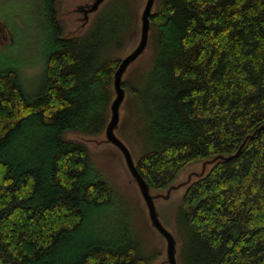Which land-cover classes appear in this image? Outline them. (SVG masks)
Returning a JSON list of instances; mask_svg holds the SVG:
<instances>
[{
	"label": "trees",
	"instance_id": "1",
	"mask_svg": "<svg viewBox=\"0 0 264 264\" xmlns=\"http://www.w3.org/2000/svg\"><path fill=\"white\" fill-rule=\"evenodd\" d=\"M59 1L37 0L48 43L39 93L18 67L0 69V264H153L128 221L102 216L119 211L111 185L88 144L66 137L104 133L137 0L136 29L119 41L101 28L127 0H108L74 36ZM151 18L152 58L125 75L119 132L140 142L137 166L155 191L229 156L176 208L180 264H264V0H157Z\"/></svg>",
	"mask_w": 264,
	"mask_h": 264
},
{
	"label": "rangeland",
	"instance_id": "2",
	"mask_svg": "<svg viewBox=\"0 0 264 264\" xmlns=\"http://www.w3.org/2000/svg\"><path fill=\"white\" fill-rule=\"evenodd\" d=\"M85 3H87V0L59 1L62 19L70 32H80L86 27L83 24V15L78 10L79 5ZM125 4V6H122L123 12L118 17H111L105 23L104 27L101 28V34L104 31L108 33L112 32L117 37L116 41H119L120 38L123 40L128 31H135L137 25L136 12L138 10V36L135 33L134 37H137V39L131 44V47H135L139 41L140 15L145 0H137L138 8L135 0L130 2L127 0ZM36 6L37 0H0V69L10 66L18 67L22 82L30 94H37L42 88L45 63L44 53L48 46L47 36L45 35L43 23L39 19ZM131 6L134 10L133 14ZM136 8L137 10L135 11ZM150 44L148 52L144 53L145 55L143 54V57L138 61V64L142 67L138 68L130 79H133L141 70L147 69L153 53V48L151 49L152 45L150 46ZM130 49L128 48L126 51L121 52L120 55L125 54ZM141 63L143 64L141 65ZM132 116L134 120L135 116ZM127 118L128 113H126ZM131 127L132 132L135 134V126L132 124L130 125ZM103 134L101 136L81 137L77 133H66L67 138L84 139L87 141L95 170L111 185L114 200L116 205L119 206V211L106 210L102 216L115 223L121 220L128 221L142 243L143 252L148 254L147 256L149 257H154L153 264H169L166 254V240L152 227L147 207L136 182L127 168L122 153L115 146L108 143ZM117 134L126 141L133 152L134 158L137 159V155L140 154L141 150L140 142L132 139L133 137L127 140L119 130H117ZM211 163L198 161L190 164L180 172L175 180L177 186L171 192V196L167 199L162 197L157 199V207L163 224L175 234L178 240L177 257L183 245V238L180 235L176 222V208L182 199L185 188L198 176L206 174ZM204 166L205 169L202 170Z\"/></svg>",
	"mask_w": 264,
	"mask_h": 264
},
{
	"label": "water",
	"instance_id": "3",
	"mask_svg": "<svg viewBox=\"0 0 264 264\" xmlns=\"http://www.w3.org/2000/svg\"><path fill=\"white\" fill-rule=\"evenodd\" d=\"M107 1L108 0H87V3L79 5L78 10L83 15L82 16V19H84L83 24H85L86 27L80 32H70L66 28L65 36H74V35L83 34L90 26L96 13L101 9V7ZM156 3H157V0H145V4H144V7L140 15L141 26H140L139 41L135 45V47H131L130 50H128L125 54L121 56V61L117 69L115 70V73L113 76V88H114L115 97L113 98L110 104L111 114H110V118L106 125L103 135L105 136V140L108 143L115 146L122 153L125 159L127 168L131 176L133 177L134 181L136 182L139 188V191L141 193V196L144 200L145 206L147 207L148 216H149L152 227L156 229L160 233V235L164 237V239L166 240V254H167L168 263L169 264H180L179 255L177 257L178 240L175 234L163 224L161 217H160V212L157 207L158 198L162 197V198L167 199L171 196V192L177 186L175 183V180L177 178L173 182H171L165 189L158 190V191L152 190L150 184L141 174L130 146L127 145L126 141L117 134V130H119L121 126L122 107L127 98V90L123 83L124 78L128 70L131 67L138 64V61L141 57H143V54L148 52L150 34L152 31V18L151 17L154 13ZM59 16L62 18V12L59 13ZM73 133H76V132H73ZM77 134H79L81 137L101 136V134L99 135H85L81 133H77ZM72 139H75V138H72ZM78 140H81V139H78ZM81 141L87 143V141L84 139H82ZM246 141L247 139L243 142V144L238 149V151L235 153V155H239L241 153ZM226 158H229V156L221 154V155L214 156L212 158L204 159L202 161H206V163L212 162L210 165L211 167L212 164H214L218 159H226ZM204 169H205V166L204 168H202V170ZM204 175L201 174L196 179ZM192 182H190L189 185ZM188 186L185 188V191L188 188Z\"/></svg>",
	"mask_w": 264,
	"mask_h": 264
}]
</instances>
